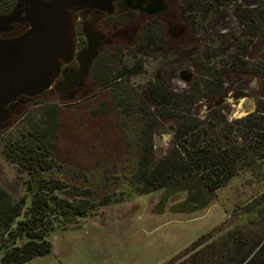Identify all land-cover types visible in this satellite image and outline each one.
<instances>
[{
  "label": "rangeland",
  "instance_id": "1",
  "mask_svg": "<svg viewBox=\"0 0 264 264\" xmlns=\"http://www.w3.org/2000/svg\"><path fill=\"white\" fill-rule=\"evenodd\" d=\"M201 1L203 9L186 15L182 31L176 28L182 42L163 33L153 46L143 38L137 43L135 27L126 26L118 38L110 37L105 60L76 87L79 90L40 97L0 129V203H13L18 212L13 222L0 223V246L22 245L26 235L16 231V222L34 212L48 223L46 237L55 227L76 220L72 208L62 210L54 203L77 205L83 211L93 203H124L130 219L145 214L148 203H160L158 207L170 212L156 215L139 232L154 228L150 236L155 238L156 255L163 252L166 257L162 264H220L228 249L237 258L250 245L264 244V158L245 164L241 153L234 156L236 175L215 191L193 176L148 193L136 190L141 147L147 158L160 160L172 145L176 126V120L169 119L153 127L149 91L156 79L182 92L192 79L202 77L199 64L219 69L222 63L244 62V69L234 66L235 72L224 76L225 90L218 97L196 105L195 113L204 120L210 109L221 107L228 123L245 116L244 105L258 91L259 75L243 71L264 61V37L247 38L234 12L243 13L261 0ZM231 34L238 36L235 44ZM207 123L199 128H208ZM218 125L215 130L209 127L215 136L202 137L220 141L224 127ZM20 149L24 155L33 152L34 158L44 155L47 168L35 161V171L26 169L15 157ZM32 203H50L51 209L35 211ZM236 230L245 239L239 249L229 245Z\"/></svg>",
  "mask_w": 264,
  "mask_h": 264
},
{
  "label": "trees",
  "instance_id": "2",
  "mask_svg": "<svg viewBox=\"0 0 264 264\" xmlns=\"http://www.w3.org/2000/svg\"><path fill=\"white\" fill-rule=\"evenodd\" d=\"M242 11L243 13L239 9H235L234 12L241 31L246 33L247 38L258 35L264 37V0H261L256 7H247ZM233 39L235 41L233 44H235L238 36L233 35ZM233 63H222L223 67L219 69L216 64L211 66L209 63L196 65L198 68L201 67L200 74L202 77L192 79L188 88L182 92L170 89L159 79H156L152 84L149 95L152 96V103L155 108L153 127L169 119L176 120V126L173 132L172 145L165 157L160 160L152 159L151 156L147 158L144 154V150L146 152L145 147H141L144 156L141 155L134 174L138 186L136 187L137 192L148 193L157 189H164L176 183L177 180L188 176L195 177L207 190L215 191L236 175L234 156L238 157L241 153L245 159L243 160L245 164H252L255 160L264 158V61L257 65L252 64L251 68L243 71L244 73L259 75V88L254 94L255 110L253 112L234 119L230 123L222 114L221 107L210 109L205 120L200 119L195 113L196 105L199 102L202 103L204 99H215L224 91L225 81L223 78L225 75L235 72L234 66H239V68L245 66L242 61L239 65H235V61ZM238 93L243 94L241 90ZM53 111L54 107L49 108V113ZM226 122L228 125L225 124ZM206 123L210 124L208 128H199ZM219 123H222L224 127L220 141H215L210 137L206 140L202 137L204 135L215 136L214 131L209 130V127L213 126L215 130ZM241 137H243V141L238 143V138ZM148 151L152 153L150 146ZM15 154L16 160H19L30 171H35V161L42 168H47L44 155L35 154L34 158L33 152L24 155L21 149ZM43 182H45L44 179ZM51 188H56V186L52 185ZM54 206H58L62 210L72 208L76 216H82L86 212V210H81L79 206H73L69 203H54ZM31 208L35 211L39 209L50 211L51 205L50 203H32ZM262 212H264V207L260 214ZM16 214L18 212H14L13 203H0V223L3 222L8 225L13 222ZM38 214L34 212L33 217L16 222V231L20 235L24 233L26 239L20 246H0L2 264H19L50 252L51 243L46 237L47 232H45V226L48 223L45 222L42 214ZM231 235H233L230 236L232 242L229 245L236 249L241 248L245 242V239L242 238V232L236 230ZM256 246L250 245L237 258L232 257L229 252L231 249H228L224 252L226 254H223L220 264H264V244Z\"/></svg>",
  "mask_w": 264,
  "mask_h": 264
},
{
  "label": "flooded vegetation",
  "instance_id": "3",
  "mask_svg": "<svg viewBox=\"0 0 264 264\" xmlns=\"http://www.w3.org/2000/svg\"><path fill=\"white\" fill-rule=\"evenodd\" d=\"M36 1L0 0V38L17 37L31 27L27 12ZM202 4L201 0H90L83 7L67 8L75 19L72 59L61 67L48 89L32 97L22 95L10 103L7 108L12 116L0 123V129L8 127L21 110L40 97L79 90L76 87L88 74H96L105 60L112 46L110 37L118 38L117 33L126 26L135 27L137 43H143V38L153 46L163 33L169 39L182 42L186 15L199 13Z\"/></svg>",
  "mask_w": 264,
  "mask_h": 264
},
{
  "label": "water",
  "instance_id": "4",
  "mask_svg": "<svg viewBox=\"0 0 264 264\" xmlns=\"http://www.w3.org/2000/svg\"><path fill=\"white\" fill-rule=\"evenodd\" d=\"M89 1L37 0L27 12L31 27L17 37L0 38V123L11 118L10 103L48 89L61 67L70 62L75 19L67 8L83 7ZM249 101L245 115L255 110L254 97Z\"/></svg>",
  "mask_w": 264,
  "mask_h": 264
},
{
  "label": "crops",
  "instance_id": "5",
  "mask_svg": "<svg viewBox=\"0 0 264 264\" xmlns=\"http://www.w3.org/2000/svg\"><path fill=\"white\" fill-rule=\"evenodd\" d=\"M123 204H91L84 215L51 231L49 253L19 264H162L166 257L163 252L156 255L155 238L150 236L154 228L146 234L139 230L167 210L158 207L160 203H148L145 214L130 219ZM1 253L0 249V259Z\"/></svg>",
  "mask_w": 264,
  "mask_h": 264
}]
</instances>
